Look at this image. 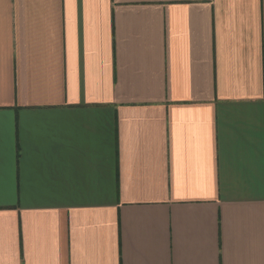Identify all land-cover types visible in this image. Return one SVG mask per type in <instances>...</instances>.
Instances as JSON below:
<instances>
[{
  "label": "crops",
  "instance_id": "0c3cea01",
  "mask_svg": "<svg viewBox=\"0 0 264 264\" xmlns=\"http://www.w3.org/2000/svg\"><path fill=\"white\" fill-rule=\"evenodd\" d=\"M0 264H264V0H0Z\"/></svg>",
  "mask_w": 264,
  "mask_h": 264
}]
</instances>
